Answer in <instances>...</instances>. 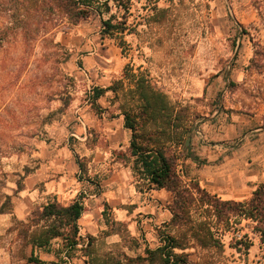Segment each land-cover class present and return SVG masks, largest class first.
Listing matches in <instances>:
<instances>
[{"label":"rangeland","instance_id":"1","mask_svg":"<svg viewBox=\"0 0 264 264\" xmlns=\"http://www.w3.org/2000/svg\"><path fill=\"white\" fill-rule=\"evenodd\" d=\"M59 1L0 0V208L6 195L12 209L29 203V177L43 195L35 203L85 195L81 234L97 238L99 255L158 247L172 196L136 202L147 183L133 170L120 108H134L132 78L140 73L194 119L187 148L172 146L183 179L225 199L249 197L264 181V0H132L128 11L112 3L102 16L72 18L77 7ZM112 13L127 23L114 37L102 32ZM116 81L118 91L93 104L94 87ZM20 221L27 220L0 226V264H34L20 253ZM232 236L223 249L186 251L194 264H264L257 236L248 255L230 246ZM79 254L69 264H86Z\"/></svg>","mask_w":264,"mask_h":264},{"label":"trees","instance_id":"2","mask_svg":"<svg viewBox=\"0 0 264 264\" xmlns=\"http://www.w3.org/2000/svg\"><path fill=\"white\" fill-rule=\"evenodd\" d=\"M132 0H61L63 5L77 7L70 15L87 16L96 11L99 15L111 12L112 3L118 10L128 11ZM80 14V15H79ZM104 35L114 37L126 30V18L118 19L112 13L102 19ZM134 108L122 105L125 127L131 131V155L133 170L147 183V189H164L172 196L169 210L172 217L160 230L161 244L145 248V254L123 257L99 255L95 248L96 237L81 234L80 219L85 211L84 197L80 194L68 204L56 197L32 210L27 221H20L23 239L20 253L34 264H69L79 252L86 264H194L191 253L186 251L198 245L202 249H223L224 238L232 234L230 246L248 255L257 236L264 246V181L244 199H225L202 187L199 182L183 179L178 169L180 158L172 146H183L190 134L192 118H184L181 110L170 102L167 95L150 83L143 73L132 78ZM121 81L107 87H94L93 104L107 91L117 92ZM143 119V123L140 120ZM152 121L156 128L147 123ZM160 121V123H158ZM83 168V167H82ZM21 190L22 186L18 185ZM108 206V205H107ZM11 196L6 195L0 213L12 209ZM55 240H59L55 242ZM132 242L137 239L132 238ZM57 243V246L55 245ZM24 247H30L29 255ZM52 253L57 259L43 260L37 251Z\"/></svg>","mask_w":264,"mask_h":264},{"label":"crops","instance_id":"3","mask_svg":"<svg viewBox=\"0 0 264 264\" xmlns=\"http://www.w3.org/2000/svg\"><path fill=\"white\" fill-rule=\"evenodd\" d=\"M188 141H186L184 143V147L187 148V143ZM126 175L125 171L124 173L122 172L121 174H117L116 176L120 175ZM117 178V177H116ZM118 180V178L116 179ZM38 181H36L37 183ZM36 183H32V180L31 178L29 179V177L27 178V181H26V190L25 193L22 194L23 198L22 199H25L27 200L29 203H14V208L12 209L11 212H3V213H0V226L3 225V224H7V223H10L13 219V216L16 218V219H19V220H27V217L29 215H31V212H32V209L34 207H36L37 205L41 206L42 203H35L36 201V198H39V197H42L43 195H40V191H38V189L36 188ZM120 187L122 188L123 185H122V182H121V185ZM45 192V190H42L41 194H43ZM129 193L131 195H134V193H137V190L136 188H134L133 190L132 189H129ZM140 194H138V197L139 199L136 201V202H140L142 199L144 200H147L148 203H153V201H155V198L156 196H158V198H162V197H165L166 200L169 198V196L171 195L170 192L164 190V189H149L147 191H144V192H139ZM136 196V195H135ZM144 196V197H143ZM116 198L115 196H111L109 198L110 202H115L116 203ZM32 202V203H31Z\"/></svg>","mask_w":264,"mask_h":264}]
</instances>
